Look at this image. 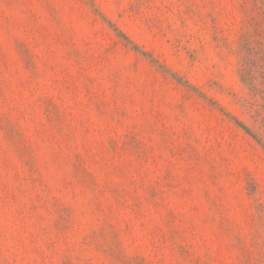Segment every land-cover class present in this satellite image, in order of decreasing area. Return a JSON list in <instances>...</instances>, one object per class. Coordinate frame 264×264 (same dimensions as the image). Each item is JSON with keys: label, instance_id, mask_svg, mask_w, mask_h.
I'll use <instances>...</instances> for the list:
<instances>
[{"label": "rangeland", "instance_id": "1", "mask_svg": "<svg viewBox=\"0 0 264 264\" xmlns=\"http://www.w3.org/2000/svg\"><path fill=\"white\" fill-rule=\"evenodd\" d=\"M0 264H264V0H0Z\"/></svg>", "mask_w": 264, "mask_h": 264}]
</instances>
